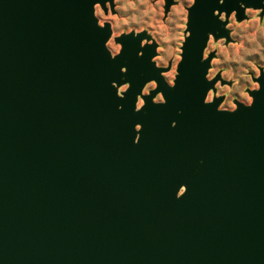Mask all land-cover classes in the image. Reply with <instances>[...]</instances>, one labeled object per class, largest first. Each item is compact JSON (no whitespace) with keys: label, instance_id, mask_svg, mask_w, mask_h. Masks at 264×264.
<instances>
[{"label":"water","instance_id":"1","mask_svg":"<svg viewBox=\"0 0 264 264\" xmlns=\"http://www.w3.org/2000/svg\"><path fill=\"white\" fill-rule=\"evenodd\" d=\"M106 4L0 0V264H264V73L251 107L218 112L200 59L209 33L229 41L219 13L264 5L196 0L169 87L146 34L110 57ZM149 80L166 103L135 112Z\"/></svg>","mask_w":264,"mask_h":264},{"label":"rangeland","instance_id":"2","mask_svg":"<svg viewBox=\"0 0 264 264\" xmlns=\"http://www.w3.org/2000/svg\"><path fill=\"white\" fill-rule=\"evenodd\" d=\"M192 0H173V4L165 12L164 0H113V9L106 4V12L97 6L99 23L108 24L111 36L107 47L112 51L120 50L116 38L128 34L144 33L148 43L156 45L155 65L166 69L161 76L164 80L174 81L175 69L179 55L177 49L185 37L187 9ZM264 5V4H263ZM224 29L228 32L229 41L224 38L211 37L212 44L208 51L214 54L210 75L225 82H217L224 106L231 110L235 102L243 100L247 104L251 98L248 92L255 91L258 84L253 81L259 76V69L264 73V10L244 8V19L236 21L235 13L228 17L222 14ZM222 43H218L221 42ZM155 83L147 85V90Z\"/></svg>","mask_w":264,"mask_h":264},{"label":"clouds","instance_id":"3","mask_svg":"<svg viewBox=\"0 0 264 264\" xmlns=\"http://www.w3.org/2000/svg\"><path fill=\"white\" fill-rule=\"evenodd\" d=\"M219 3L223 4L224 0H219ZM260 3L264 4V0H260ZM195 4H196V0H192V3H191V5H189V7L192 8ZM243 6H244V4H240V8H242ZM261 8H264V7H261ZM235 11H237V10L233 9L230 13L235 12ZM213 14L217 15V13L215 11H214ZM93 16H94V18L96 20L97 26L100 29H103V24L99 23L97 12L94 9V7H93ZM217 18H218L219 22H222L223 19H224L223 15H221V13L218 14ZM188 36H190L189 32H187V37ZM211 37H213V34L209 33L208 36H207L206 43H205V45H204V47L202 49L201 58H200L201 59V63L207 62V64H208L207 70H206V72L204 74V79H205V81L208 84L211 85L210 87H207L206 93H205V95L203 97V101H202L203 104L204 105H213V104H215L216 105V110L218 112H225V113H235L237 111V109H238V105H242L244 107H251L253 105V103H254V97L252 95H251V98L248 100L247 104H245L244 101L241 99L236 104H234L232 106L231 110H229L228 107L224 106V102L221 99V92L218 90L217 85L214 83L215 77L210 75V73L212 72V68H211L212 61L209 60L210 52L207 49H208V47L210 45L212 46L213 49H215L217 47V45L212 44V40L210 39ZM185 41H186V39H185ZM218 43H222V41L218 42ZM182 46L183 45H181V48H182ZM105 49L110 54L111 58H116L122 52L119 49H117L116 51H112L110 48L107 47L106 44H105ZM177 51L179 52V55L176 56V60L178 61V63H177L176 69H175L174 81H167V80H164L161 77L166 82V84L169 87H175V81L177 80V77H178V74H179L178 73V67L180 66V64L182 62V51L180 49H177ZM152 63H153V60H152ZM155 67H156V69L161 71L159 65H155ZM121 71L123 72V71H125V69L122 68ZM150 81H152V80L147 81L143 85L142 89L140 90V93L136 96V102H135V105H134V111L135 112H140L145 107V104H146L145 98L146 97H150L153 92H155V95L151 96V101H152L153 104L163 105V104L166 103V97L164 96V94L161 93L160 91H157L158 84L154 85L151 88L150 92L147 90V85L149 84ZM113 87H116V85L113 84ZM129 87H130V83L129 82L123 83L121 86H119L117 88V96L120 97V98H123L124 94L129 90ZM260 88L261 87L258 86L255 91H259ZM255 91H253V92H255ZM217 101H218V103H216ZM120 107H122V106H118V110L120 109ZM171 126L175 127L176 126V122L173 121ZM141 128H142V125L139 124V123L134 125V131L137 133V135L135 136V138L133 140L134 143H138L139 140H140L139 132L141 131ZM186 191H187V185L181 184L179 186L177 192H176L177 198H181L186 193ZM178 193H180V194L178 195Z\"/></svg>","mask_w":264,"mask_h":264},{"label":"bare ground","instance_id":"4","mask_svg":"<svg viewBox=\"0 0 264 264\" xmlns=\"http://www.w3.org/2000/svg\"><path fill=\"white\" fill-rule=\"evenodd\" d=\"M95 10H96V12H97V6L95 7Z\"/></svg>","mask_w":264,"mask_h":264}]
</instances>
